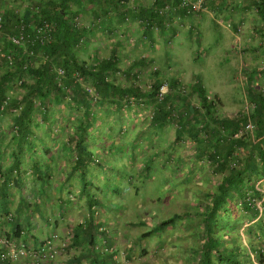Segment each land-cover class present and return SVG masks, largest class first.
Masks as SVG:
<instances>
[{"label":"trees","instance_id":"obj_1","mask_svg":"<svg viewBox=\"0 0 264 264\" xmlns=\"http://www.w3.org/2000/svg\"><path fill=\"white\" fill-rule=\"evenodd\" d=\"M165 1L172 2L170 0ZM30 2V15L27 18L23 17V20L28 24L32 22L39 23L43 19L54 22V39L49 48L41 49L33 42H27L26 46L22 47L14 46L8 39L9 34L15 33L13 28L10 30L9 25L13 17L11 16V18L7 14L8 12L4 10L5 35L0 37V47L5 46L3 47L5 51H12V47H8V45L13 46L14 61L13 64H9L3 57H0V59L5 61L6 67L7 65L14 67V71L11 70L0 77V112L7 110H4L6 106L3 107L6 98H8L7 83L12 81L16 72L21 74L23 71H28L35 77V82L33 84L26 83L27 91L22 96V99L20 101L13 99L9 104L10 108L20 106L18 103L22 106L19 109V114L13 117L14 125H17V132L13 134L12 145L10 144L11 146L7 148L14 160V167L6 168L3 166L0 168V183L3 189L5 187L10 190L9 184L12 181L18 186L21 185L20 179L17 180L18 178L13 177V174L15 175L14 170L18 171L19 176H23L24 172L30 171L31 175L35 179L40 180L46 189H51L47 188V186H51L52 182L54 183L52 178L59 165L56 169L53 168V165H55L53 162H55L56 157H53L54 154L50 148V143L55 144L57 142V134L47 129L45 136L50 133V137L53 138L52 141H48V134L47 138H41L34 128L38 117H44L47 121L60 117H57L58 113L55 114V111L53 112L55 115L51 116L52 107L50 103L53 102L54 107L59 108L60 103L67 101L65 98L69 96L70 101L73 102L69 105L72 111L69 115L67 114V123L69 125L81 120L80 117L78 120L72 118L74 115H78V112H81L84 116V120L76 125L74 132L76 139L73 147L77 155L70 160L69 165L73 171H80L82 179L86 182L87 174L83 170L86 165L88 166L92 161H96L103 167L104 163L110 164L107 158L96 160V156L99 155L102 158V154H96L94 149L88 148L95 138V135L90 136L91 133H89L88 127H95L96 123L100 124V120L95 118L96 115H93L92 108L98 104L107 105V108L111 112L114 111L120 121H124L122 117L125 107L132 109L135 103L148 102L153 106L152 119L149 121L152 129L159 128L173 121L176 124V141L183 138L185 134L191 135L197 141L199 147L195 154L197 162H193L195 166L208 160L210 166H212V171L221 174V178L213 184V192L208 190L206 192V194H211L210 200L207 202L209 205L208 209L204 207L203 210H197L196 212L201 218L203 225L201 228L203 227L204 236V241L201 242L199 249V264H255L252 261L253 258L249 259L251 253L255 254L257 262L264 264V218L262 217L264 215V191H260L257 186L259 179L264 178L263 92H256L252 87L249 89V98L253 106L250 115L226 117L219 114L217 100L209 98L205 86L200 81L193 86V92H196L200 97L201 102L199 105H195L187 97L172 91L163 99H160L159 93L162 84L159 79L153 83L149 92L140 85L135 84V82H132V84L128 83L125 86L117 84L110 81L107 76L112 72L125 71L124 76L130 81H134L132 79L135 72L134 67L138 64L141 66L143 61L139 60L143 59H138L137 62L126 68L120 67V60L115 56L98 60L96 64L89 63V61L84 59L81 60L77 54V49L82 45L88 31L86 27H77L75 25V17L79 15L71 7V4L73 5L74 3L71 0H59L56 2L55 0H48L44 3L40 2V0H30ZM162 2V0H159L156 4L160 5ZM134 6L136 5L134 4ZM121 7L123 8L122 5ZM37 8L40 10L34 12L33 9ZM122 8L119 9L120 11L114 8H107L104 15L107 14L110 18L121 16L124 19L129 13L126 8ZM152 9L153 15H157L155 9L153 7ZM97 14L101 18L100 22L107 20L104 15ZM19 20L21 19H18L16 23ZM150 20L147 19V21ZM160 20L164 21V17H160ZM160 23L159 25L164 29L165 24ZM27 30L28 32L32 31V27L29 25ZM31 51L35 54L42 53L43 56L46 55L44 52L48 53V58L38 65L29 64L28 60L31 57L28 53ZM57 66L65 70L64 76L58 75ZM177 84V80L171 81V87L177 86ZM92 88L97 92L96 94L95 92L93 93ZM96 95H99V98ZM133 97L136 102L132 100ZM36 98L37 100L39 99V104L42 107L35 104ZM179 102H181L180 105ZM177 107L180 110H176ZM38 109L43 110L42 114L38 112ZM249 121L255 125L254 136L257 141L246 130ZM239 131H242V134L235 136ZM153 133L149 134V128L144 129L143 127V129H140L139 138L142 135H144L143 137L152 136ZM1 136L2 132L0 134V154L3 149ZM117 136L119 137L120 134ZM87 138L90 140H87ZM39 139L41 141L38 142ZM39 146L44 149L43 153L38 149ZM64 147L61 148L62 151L65 150ZM117 150L121 151V148ZM236 152L239 154L236 155ZM153 155L151 156V161L155 158ZM167 155L171 160H174V157H171V153H167ZM107 156L115 160L111 157L110 152H108ZM24 160L29 165L27 169L22 170V162ZM183 162L182 160L179 164L182 166ZM65 178H67V170L65 171ZM58 181H61V178L56 182ZM85 185L88 186L87 183ZM69 196H76V194L71 192ZM261 201L263 202L261 204L263 206L262 213L259 208L262 207L259 205ZM93 206L95 207L96 204H92ZM236 210L242 212L243 215H249L251 218V221L245 224L250 247L248 253L247 251L246 253L242 252V247L244 246L239 242V235L225 232L226 229L234 227L235 224L230 221V216ZM188 214L189 212L186 213V215ZM11 215L10 218L13 217ZM176 217L181 218L182 215L176 214ZM169 221L172 222V220ZM168 223V221L164 220L157 227L165 226ZM195 223L198 225L195 229L199 232L201 230L199 221ZM148 234H152V230L144 235ZM260 238L263 243L260 242ZM258 242L260 244H257ZM91 243L93 246L94 242L92 241ZM95 249L98 252V249ZM241 255L244 258H241Z\"/></svg>","mask_w":264,"mask_h":264},{"label":"rangeland","instance_id":"obj_2","mask_svg":"<svg viewBox=\"0 0 264 264\" xmlns=\"http://www.w3.org/2000/svg\"><path fill=\"white\" fill-rule=\"evenodd\" d=\"M1 1V8L7 11L10 17H13H11V23L9 24L10 30L12 28L14 30L18 19L23 20V17L27 18L30 15L29 9L31 6L29 0H14V3L18 4L16 6H11L7 0ZM134 4L137 6L136 0L132 5ZM78 5L74 3L73 5L71 4V7L80 16L82 26L85 27L88 26L86 24H92V21L87 22V19L84 18V10L87 8L82 10ZM33 11L35 12V9ZM98 13L101 15L102 12L98 11ZM104 17H109V15L106 14ZM131 18L130 20L132 21ZM137 20L135 21L138 22ZM99 24H94L95 27L92 30L95 34L91 38L89 37L90 39L86 40L84 38L82 45L77 49V54L81 60L84 59L89 61V63L96 64L98 60L109 58L112 54V48H115L120 43V46H123L122 48L124 50L120 60L121 68H126L135 62L136 59L141 58L144 59L145 64L134 67V78L132 77L134 81H130L124 76L125 71L110 73L107 76L110 81L122 84L123 86L135 82V84L140 85L144 90L149 92L153 83L159 79L161 84L165 85L162 89L165 92L164 97L172 91L173 93L176 92L187 97L195 105L200 104V97L196 92H193V86L198 82V73L201 70L197 71L192 69L190 63H188V59H190V55H188L190 54L189 50L193 46H197L195 40L197 39L196 36H199L198 33H195L194 37L190 36V38H187V25L180 27V34L178 36L176 35L170 38H167L166 34H171L170 32H172L174 27H165L164 30L161 28L158 32L150 31V34L153 33L155 36L159 35L165 38L158 41L159 46L157 47L153 45L150 35L144 34L145 29L143 23L135 25V31L140 32L138 35L140 38L137 39L134 37H130L129 39L123 36L116 38L112 37V33L107 35L109 36L108 38H104L100 34ZM128 26L126 23H121L119 28L124 30ZM119 40L120 42H118ZM151 46L161 49L162 52H170V50L174 52V50L178 49V52H183L180 56L184 58V65H180L174 61L166 64L165 59H162V62L156 58L153 60L148 54L133 55L139 54L140 52L143 53ZM8 47H12L13 50V46L8 45ZM43 60L45 59L42 53H36L28 60V63L38 65ZM11 70L14 71V67H9L8 65L6 67L5 61L0 59V77ZM231 73L228 70L218 72L212 70L202 71V74L209 79L204 81L207 94L210 99L217 100L219 114L221 116L242 117L245 114L250 115L253 106L249 98L248 89L245 86V75L239 73L237 74V80L230 81L228 76ZM173 80H177L178 84L177 86L171 87V81ZM228 80L229 82H227ZM21 81L23 82L21 83ZM33 82H35V77L28 71H23L21 74L16 72L12 81L7 83L8 98H6V107L4 108V110H7L2 111V113L0 112V134L2 132L1 143L3 147L5 146L4 150H7L12 145L13 134L17 132V125H14L13 117L19 114V109L22 106L18 103L20 106L10 108V101L13 99L20 101L27 91L25 84H33ZM91 90L93 93H97L93 88ZM96 96L99 98V95ZM65 99L67 101L60 103L59 108H55L53 102L50 103L52 107V113L50 114L53 117V115L58 113L57 117L60 116L58 119L55 118L47 121L44 117H38L37 123L34 126L37 134L41 138H47L48 134V141H52L53 138L50 137V133H47L45 136L47 129L57 134V142L55 144L50 143V148L54 154L53 157H56L55 162H53L55 164L53 168L56 169L58 165L60 167L58 166V170H56L52 179L61 178V180L65 178V171L68 168L67 162L77 155L73 147L76 139L74 132L77 123L84 120L83 114L78 112V115H74L72 118L78 120L80 117L81 120L75 121L70 125L67 123V114L69 115L72 111L69 105L73 102L70 101L69 96ZM132 100L136 102L134 97ZM147 103H135L132 109L125 107L122 117L124 121H120L114 111L111 112L107 108V105L98 104L92 108V112L94 116L96 115L95 118L100 120V124L96 123L95 127H88L89 133H91L90 136L95 135L92 144L88 148L94 149L96 154H102V158L97 155L96 160H104L107 158L110 161L109 165L104 163V167L97 166L95 165L97 162L92 161L88 164L89 169L92 171L100 169L107 170L110 174V179H114L115 175L118 174L117 170L119 167L116 159L119 158L118 162L124 168L123 173L125 176L127 175V181L119 183H121L122 194L131 207L129 210V216L131 218L129 219L134 220V223L130 225L131 232L121 238H125L122 239V243L125 242L126 246L130 245L129 254L132 258L128 261L125 257L127 253L124 245L122 247L120 246V255L117 258L121 263H125L126 261L125 264H199V249L201 242L204 241V236L203 227L201 228L203 226L202 221L196 212L197 210H203L204 207L208 209L209 205L207 202L210 200L211 194H206V192L207 190L213 192V184L221 178V174L212 171V166H210L208 160L195 166L193 162H197L195 154L199 147L197 141L189 134H185L183 138L176 141V124L173 121L159 128L152 129L149 121L152 119L153 106L151 103ZM35 104L42 107L37 98ZM180 104L181 102H179ZM176 110L180 109L177 107ZM42 111L38 109V112L41 114ZM54 111L55 114H53ZM143 127L144 129L149 128V134L154 132L153 135L149 137H143L144 135H142L139 138L140 129H143ZM119 134L120 136L118 137L117 135ZM87 140L90 139L87 138ZM169 143H173V146H169ZM63 146H65L64 151L61 149ZM118 148H121V151H116ZM38 149L42 153L44 152L42 147L39 146ZM108 151L116 161L107 156ZM167 153H171V157H174V160H171ZM238 154L236 152V155ZM9 155V150L2 152L0 162L7 160ZM152 155L155 158L151 161ZM182 160L184 164L181 166L179 163ZM180 180L182 183L177 185V182ZM257 186L260 191H264V182L257 183ZM114 197L120 201L119 196ZM68 198L74 201L76 196H68ZM262 203L261 201L259 205L262 206ZM92 211L96 217L101 216L102 211L97 206ZM187 212H189L188 215H186ZM176 214H181L182 217L177 218ZM262 217L264 218V215ZM164 220L169 223L158 228L157 225ZM169 220H172V222ZM198 221L200 224L199 228H201L199 232L195 229L198 226L195 222ZM230 221L235 225L231 229H226L225 232L232 235H239V242L244 246L242 247V252L246 253L247 251L248 253L250 247L247 245V243L249 244V240H247L245 224L251 221L250 216L243 215L242 212L236 210L230 216ZM120 222V226L117 227L124 228L125 226L122 224L125 221L120 219ZM105 227L107 228V226ZM150 230H152V234L144 235ZM222 232L225 233L224 231ZM133 237L134 239H132ZM126 239H132V241L127 242ZM261 240L260 238V242L263 243ZM260 242L257 244H260ZM242 255L241 258H244ZM249 256V259H255V254L251 253Z\"/></svg>","mask_w":264,"mask_h":264},{"label":"crops","instance_id":"obj_3","mask_svg":"<svg viewBox=\"0 0 264 264\" xmlns=\"http://www.w3.org/2000/svg\"><path fill=\"white\" fill-rule=\"evenodd\" d=\"M46 1L48 0H40L43 3ZM71 1L77 3V5L79 3L78 6L82 10L88 9L84 10V18L87 19V22L92 21L93 23L85 26L88 31L86 40L95 34L92 30L95 23H100V34L104 38H108L107 35L112 33V37L120 38L123 36L129 39L130 37L140 38L138 36L140 32L135 31V25H138V23H164L160 20V17L153 15V1L151 0H136L137 6L122 3L123 0ZM170 1L177 2L178 0ZM8 3L11 6L18 5L14 1H8ZM107 8H115L118 11L121 8H126L130 17H132L131 22H126L129 25L126 27L127 30H125L126 28L124 30L119 28L121 23H125V19H122L121 16L116 18L106 17V21L99 22L98 11H101V15H103ZM181 14L180 18H173L171 27H174V29L170 32L171 34H166V37L178 36L180 27L186 25L187 38L194 37L195 33L199 34L195 40L197 46H193L189 50L190 54H188L190 55L188 63H190L191 68L197 71L201 70L198 73L197 81H200L206 87L204 81L209 79L202 74V71L212 70L218 72L228 70L232 72L228 76L230 81L237 80V74L242 73L245 75V86L248 93L252 87L254 91H261L264 94V0H209L206 10L198 16L189 15L185 12ZM147 19L151 20L147 21ZM144 29V34H149L153 45L157 47L159 46L158 41L165 39L159 35L150 34L152 30L149 28ZM238 33L239 35H237ZM144 36L146 37V35ZM122 47L119 43L115 48H112L111 56L121 60L124 52ZM151 47L143 53L133 55L148 54L153 60L156 58L162 62V59H165L166 64L174 61L184 65V58L180 56L183 52H178V49L174 52H171V50L170 52H162L157 47H153V49ZM137 61L138 59L135 62ZM139 61H143L142 64H145L144 59ZM172 144L169 143V146ZM4 147L2 152L7 151L4 150ZM116 160L119 169L114 179H110L107 170L92 171L86 165L83 169L87 174L86 182L82 179L80 171L72 170L69 161L67 162V178L58 182H56L58 179L54 178V183L52 182L51 186H47V188H51L50 190L46 189L40 180L35 179L30 171L24 172L23 176H19L18 171L14 170L15 175L13 174V177L18 178L17 180L20 179L21 185L18 186L12 181L9 184L11 189L8 190L5 187L3 189L0 183V236L7 237L17 243H25L30 247H37L50 234L56 233L59 243L66 242V245L57 258L51 262L52 264H78L82 261H88L89 264H125V260V263H121L117 258L120 255V246L122 247V245L126 248L127 255L125 257L130 261L132 258L129 254L130 245L126 246L125 242L122 243V239L125 238L121 237L131 232L130 225L134 223V220L129 219L131 218L129 216L131 207L123 196L121 183H119L127 181V175L125 176L123 173L124 168L120 166L118 159ZM2 161L0 162V168L3 166L6 168L14 167V160L10 155L7 160ZM28 165V162L24 160L22 170L27 169ZM95 165L103 167L98 163H95ZM262 182H264V178L259 179L257 183ZM181 183L180 180L177 185ZM71 192L76 194L74 201L67 198ZM114 196H119L120 201ZM92 204H96L102 211L101 216H95L92 211L94 208ZM259 208L262 213L263 207ZM10 214L13 215L12 218H10ZM120 219L125 221L122 224L125 226L124 228L117 227L120 226ZM140 222L142 221L140 220ZM132 239L130 240L132 241ZM130 240L126 239L127 242ZM247 245L249 246L248 243ZM103 246L109 247L112 252H102L101 247ZM95 248L98 249L99 253ZM5 251L6 248L0 246V264H41L35 260L27 259L14 263L11 259L2 257ZM110 254H113L114 257ZM252 261L255 264H263L257 262V259L254 258Z\"/></svg>","mask_w":264,"mask_h":264},{"label":"built area","instance_id":"obj_4","mask_svg":"<svg viewBox=\"0 0 264 264\" xmlns=\"http://www.w3.org/2000/svg\"><path fill=\"white\" fill-rule=\"evenodd\" d=\"M12 2L13 0H8ZM27 1V0H25ZM135 0H123L124 3L133 4ZM159 0H153V8L158 16L164 17V27L170 28L173 25V18H180L181 13L185 12L189 15H199L206 10V5L209 0H178L176 3H172L169 1H163L160 5L156 4ZM29 4L31 2L29 0ZM156 4V5H155ZM2 1L0 2V37L5 35L4 24H5V16L4 10L1 8ZM40 10V9H39ZM38 8L35 11H39ZM130 16H125V23L130 21ZM75 25L77 27H81L80 16L75 17ZM144 28H149L153 32H158L162 28L159 25V22H142ZM151 24V25H149ZM30 25L32 27V31L27 30V27ZM54 27L55 23L49 21L48 19H43L39 23H27L24 20H19L18 24L14 28V34H9L8 39L13 43L14 46H26L27 42H33L37 44L41 49L49 48L50 44L54 39ZM12 51H5L3 47H0V56L6 59L7 63L13 64L14 54ZM30 57L34 56V52L31 51L28 53ZM44 59L48 58V53L44 52ZM57 73L59 76L65 75V70L62 67L57 68ZM165 87L163 84L160 88L159 98H164V91L162 90ZM6 103V101H5ZM5 104L3 105V107ZM255 125L253 122L249 121L246 126V130L249 131L253 135V139L255 141L256 138L254 136ZM242 134V131H239L235 134L238 136ZM1 177V173H0ZM11 215V214H10ZM12 216V215H11ZM66 242L59 243V238L56 233L50 234L43 241L39 243L37 247H30L25 243H17L16 241L10 240L7 237L0 236V246L6 248V251L2 254L4 259L9 258L14 263H17L21 260H35L41 264H52L51 262L57 258L59 253L64 249ZM102 252L111 253L112 250L109 247H101ZM79 264H89L88 261H83Z\"/></svg>","mask_w":264,"mask_h":264}]
</instances>
